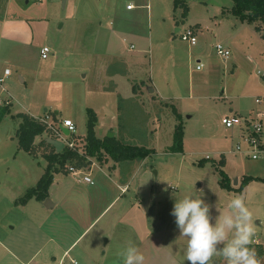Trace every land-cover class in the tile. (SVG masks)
I'll list each match as a JSON object with an SVG mask.
<instances>
[{"label": "rangeland", "instance_id": "1", "mask_svg": "<svg viewBox=\"0 0 264 264\" xmlns=\"http://www.w3.org/2000/svg\"><path fill=\"white\" fill-rule=\"evenodd\" d=\"M174 1L0 0V75L10 70L0 82V112L7 108L0 120V242L8 249L0 248V264H20L14 255L28 264H122L130 244L145 264H190L171 210L196 190L212 206L213 222L230 199L244 195L256 221L251 247L258 253L255 244L262 243L264 253V121L256 159L245 155L252 147L244 126L221 122L264 106L255 102L264 93V24L233 0H183L186 18ZM176 28H192L196 43ZM217 43L229 48L228 57L216 53ZM126 65L138 75L128 93L140 84L149 94L151 85L166 99L129 97L123 81L111 85V74ZM87 108L97 116L98 137L112 133L152 152L103 166L93 160L97 165L78 176L54 172L47 196L53 208L34 196L19 202L47 164L43 154L51 147L42 139L60 136L47 128L31 155L18 148L20 119L12 115L48 114L59 130L58 121L69 118L73 134L82 136ZM179 123L182 150L171 151ZM84 174L92 183L81 180ZM118 184H126L123 192ZM210 264L226 261L218 253Z\"/></svg>", "mask_w": 264, "mask_h": 264}, {"label": "clouds", "instance_id": "2", "mask_svg": "<svg viewBox=\"0 0 264 264\" xmlns=\"http://www.w3.org/2000/svg\"><path fill=\"white\" fill-rule=\"evenodd\" d=\"M196 192L195 196L176 199L171 210L180 236L186 240V260L190 264H210L219 253L226 264H260L251 247L256 221L245 196L230 199L226 210L213 222L212 206L202 198L203 190ZM122 264H145V255L130 244L122 253Z\"/></svg>", "mask_w": 264, "mask_h": 264}, {"label": "trees", "instance_id": "3", "mask_svg": "<svg viewBox=\"0 0 264 264\" xmlns=\"http://www.w3.org/2000/svg\"><path fill=\"white\" fill-rule=\"evenodd\" d=\"M238 6V10L248 11L252 13L264 24V0H233ZM183 8L182 16L186 18L188 6L183 0H175L174 8ZM242 16H244L242 14ZM259 29V27H256ZM175 110V109H174ZM7 108L0 112V120L2 119ZM86 132L83 136L73 135L72 139L75 142V148L64 146L57 151L56 148L49 143L46 138L42 142L51 147L49 152L43 154L47 164L44 168L43 174L39 177L35 186L28 189L19 202L26 203V201L35 197L38 200H44L48 196V189L53 180L54 172L69 173L67 164L73 165L77 168H84L90 164L89 158L96 159L100 164H104L109 159L114 162L122 160L143 159L152 152V149L139 145L124 144L118 140L114 135L98 137L95 132V125L97 116L91 108L86 109ZM12 117L20 119L18 128L16 130V137L18 141V148L33 155L36 148L34 140L37 136L42 135L48 129L47 125L34 116L24 112H19ZM52 117L56 120L57 117L53 114ZM76 136V138H74ZM171 151L182 150V124L176 125L174 130V145L171 146ZM218 164L224 165V157L218 161ZM245 181L250 177L244 176ZM223 179L228 182L226 175L223 173ZM229 185V184H227ZM230 188V185L228 186ZM252 246V245H251ZM258 248V256H261L263 251L261 245H256Z\"/></svg>", "mask_w": 264, "mask_h": 264}, {"label": "built area", "instance_id": "4", "mask_svg": "<svg viewBox=\"0 0 264 264\" xmlns=\"http://www.w3.org/2000/svg\"><path fill=\"white\" fill-rule=\"evenodd\" d=\"M134 5L132 3L127 4L126 8H132ZM179 34L182 40L188 41L190 44H195L196 43V35L194 34V31L192 28H183L179 29ZM215 50L216 53L223 57L226 58L230 54L229 48H227L225 45L221 43H217L215 45ZM49 52V47L47 45H43L40 48V55L42 57L47 56L46 54ZM200 66L197 65L196 68L198 69ZM10 74L9 68H5L3 71V75L0 77V82H3L4 79ZM255 102L257 104H261L264 102V93L258 97L255 98ZM48 116L45 115V118L42 117L40 118L39 121L45 123L49 129L53 131L55 135H59L60 138L56 136V139L62 141L64 143V146H68L69 148L74 149L75 148V142L73 139L66 140L64 137L61 135L63 133L60 132L58 128L55 127V125L52 126L51 122L48 121ZM264 121V106H260L257 108L254 112L248 113L247 116L241 117L237 115H231V116H224L221 118V122L226 126V127H232L233 125H243L245 130L248 132L246 138L244 139L251 149L244 150L245 155L249 156L253 159H256L260 153L259 150L255 149V145L257 143H260V135L262 132V122ZM68 131L69 134L75 133V125L72 122L71 119H63L61 123ZM260 147V144L258 145ZM262 148V147H261ZM236 150H241L240 146H236ZM68 171L69 173L78 176L79 173L83 170V168H77L73 165H68ZM81 180L84 182L92 183V179L89 177V175L84 174L81 177ZM75 262V261H74ZM76 263V262H75Z\"/></svg>", "mask_w": 264, "mask_h": 264}, {"label": "crops", "instance_id": "5", "mask_svg": "<svg viewBox=\"0 0 264 264\" xmlns=\"http://www.w3.org/2000/svg\"><path fill=\"white\" fill-rule=\"evenodd\" d=\"M130 1V0H129ZM126 6H127V4H126ZM132 8H135L134 6L132 7ZM132 8H127V9H132ZM26 22H27V20H23V22L22 23H25L26 24ZM4 24V23H3ZM2 27H3V25H2ZM178 29V28H177ZM150 31H148V33H149ZM136 36H138V38H141V39H144L145 38V36H140V35H136ZM148 36V35H147ZM149 37V36H148ZM26 39H29V38H26V37H23V43L25 42V41H27ZM11 40V39H10ZM6 41H9L8 39H6ZM130 47L132 48V47H134L133 46V44H131L130 45ZM228 48V47H227ZM128 66L129 65H126V66H124L123 67V70H121V71H119L120 72V74L121 75H116L117 73H115V74H111V76H110V78H109V81L112 83L111 85H113V86H115V88L117 89V88H119V86L121 87V86H123V83H122V81L124 82V86H125V92L127 93L126 95L127 96H129V97H135V98H138V97H143V96H149L148 98L150 99H154V100H151V101H155V102H157L158 103V101H157V99H166V98H164L165 97V95L163 94V92L159 89L157 92H156V86H152L151 87V85H150V87H147L148 88V90H147V92L149 93V94H145V86H142V87H144V90H143V88L141 87V85L139 84L138 86H136V90L133 92V91H129V93H128V87H129V85L131 86L132 85V83H138V81H136V79H137V77H138V75H136L132 70H130V71H128ZM136 67H138V65H136ZM7 68V67H6ZM5 69V68H4ZM4 69H3V71H4ZM110 72H112V71H110ZM2 75H3V73H2ZM2 75H0V77L2 76ZM119 78H120V80H119ZM120 82V83H119ZM157 93L158 95L157 96H154V94L155 93ZM117 93V92H116ZM153 93V94H152ZM8 100V99H7ZM9 102V101H8ZM250 113V112H249ZM28 114V113H27ZM48 117H49V115L48 114H46ZM234 115H237V114H234ZM237 116H241V115H237ZM242 117V116H241ZM53 118V117H52ZM54 119V118H53ZM52 119V120H53ZM58 119V118H57ZM64 119H69V118H64ZM55 120V119H54ZM53 120V121H54ZM62 122H60V121H58V124H59V126H60V131L63 133V131H62V127H64L62 124H61ZM63 134H65V133H63ZM65 135H69V137H73V135L72 134H65ZM81 136V135H80ZM83 136V135H82ZM72 137H71V139H72ZM64 147V146H63ZM89 160H90V164L89 165H87V166H85L83 169L84 170H90L91 168H92V166L93 165H97L95 162H93V160H95L97 163H98V165H100V166H103V165H105L106 163H108V161L109 160H111V159H109L107 162H105L104 164H100L96 159H94V158H89ZM114 162V161H113ZM114 163H117V162H114ZM108 165V164H107ZM113 166V165H112ZM110 167V166H109ZM111 169H112V167H110ZM50 187H51V185L49 186V189H50ZM118 188H120V191L121 192H123V190L126 188V184H118ZM49 189H48V196H49ZM46 198H48V197H46ZM45 198V199H46ZM44 205H45V207L46 208H53L55 205H56V202L55 201H52L50 198H49V200L48 201H46L45 200V202H44ZM1 244H0V248L2 249V250H6V251H8V249L6 248V246L2 243V242H0ZM258 243L256 242V244H255V247H257L256 245H257ZM259 245H261V248H262V250H263V247H262V243H260ZM253 246V245H252ZM65 253V252H64ZM10 254H11V256L13 257V255H12V253L10 252ZM258 255V254H257ZM264 253H262V255L261 256H258V258H260L261 260H259L260 261V263L264 260ZM51 256L54 258V256L51 254ZM262 257V258H261ZM14 259H16V260H18L19 262H20V264H28L29 263V261L27 260L26 262H23L22 261V259L20 258V259H18L15 255H14V257H13Z\"/></svg>", "mask_w": 264, "mask_h": 264}, {"label": "water", "instance_id": "6", "mask_svg": "<svg viewBox=\"0 0 264 264\" xmlns=\"http://www.w3.org/2000/svg\"><path fill=\"white\" fill-rule=\"evenodd\" d=\"M177 30H178V29L176 28V31H177ZM62 131H63V133H65V134H69V131H68L65 127H62ZM112 135H113L112 133H109V134H108V136H112ZM46 140H47L49 143H51V144L56 148L57 151L61 150V149L63 148V146H64V143H63L62 141L56 139V138H46ZM45 200L48 201L49 198H46Z\"/></svg>", "mask_w": 264, "mask_h": 264}]
</instances>
